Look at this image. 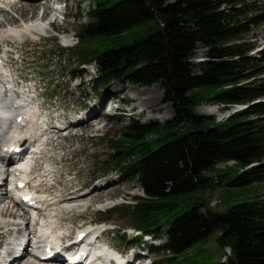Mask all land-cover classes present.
Returning <instances> with one entry per match:
<instances>
[{
	"label": "trees",
	"instance_id": "1",
	"mask_svg": "<svg viewBox=\"0 0 264 264\" xmlns=\"http://www.w3.org/2000/svg\"><path fill=\"white\" fill-rule=\"evenodd\" d=\"M92 2L76 56L79 65H96V88L118 80L158 84L174 111L170 121H132L107 140L111 150L103 154L100 175L130 174L145 195L128 206L132 227L166 237L165 247L156 249L164 258L158 264H211L204 244L214 233L218 248L230 249L217 264H264V195L225 212L213 211L204 195L210 182L205 173L232 160L236 166L215 170L221 186L264 182V103L223 122L196 113L203 101L228 106L264 97V80L254 88L242 84L251 77L245 65L264 61L249 56L253 46L245 41L250 27L264 22V8L247 18L241 0ZM198 44L207 58L195 72ZM118 237L125 234L119 230Z\"/></svg>",
	"mask_w": 264,
	"mask_h": 264
},
{
	"label": "rangeland",
	"instance_id": "2",
	"mask_svg": "<svg viewBox=\"0 0 264 264\" xmlns=\"http://www.w3.org/2000/svg\"><path fill=\"white\" fill-rule=\"evenodd\" d=\"M21 1L23 0H16V2ZM92 1L67 0L58 5L61 11L56 15V26L62 32L66 30L63 33L73 37L71 47L65 46L66 36H62L61 33H53L47 29L45 33L52 36V39L44 37L38 40L36 36H33L29 38L31 41L28 39L25 41L26 43L20 44L17 41L14 42L13 37L0 38V41L8 38L11 40L9 42L13 43L10 46L15 49V53L9 59L10 62L12 61L10 64L12 69H10L13 75L34 81L35 92L39 95V102H43V97L45 99L42 105L43 112H55L52 116L54 119L63 117H66V119L73 117L75 119V114H78L84 108L99 110L95 118L87 124L72 127L68 131H59L53 135L50 141V145L53 147V157L49 160V163L52 164L53 174L60 175L64 173L69 175V177L56 178L54 180L56 186L47 190L55 201L66 197L65 193H58L61 191L59 189L78 188L87 185L100 176V168L104 161L103 154L109 153L110 149L107 140L119 137L123 128L129 123L135 121L141 124H160L170 121L174 117L173 107L171 103L165 101L164 92L159 85L142 86L126 80H118L109 85L107 89H98L94 83L97 67L95 65L76 67L78 62L76 52L81 47L77 36L80 33V27L89 21L87 14L92 8ZM241 2L243 5L241 12L247 18L250 14H258L264 8V0H241ZM224 7L226 10L229 9V5ZM35 12L37 13L35 14ZM5 13L0 15V19H2L0 21L3 23L11 22V24L17 26L20 25L21 21L33 20V16L40 14L37 10L19 11V9L14 10L11 7L8 8V15H5ZM64 15L66 19L62 21ZM56 16H54L55 19ZM8 24L6 23L3 27H0L1 36H4V33L9 30L7 28ZM263 29L264 23L252 26L248 35L245 36V41L253 46L249 56L261 60L264 59V38L259 40V36ZM59 48L63 49L62 52H59ZM7 49L3 44L1 54ZM205 58L206 49L198 44L192 59L195 72L199 60ZM244 68L247 73L251 74V77L249 80L243 81L242 84L248 83L253 88L260 86V79L264 80V61L262 63L251 60ZM19 82L22 81L19 80ZM115 91L118 93L113 96ZM137 91L142 92L138 99L140 102L146 94L147 97L153 100V103L146 108L139 107L137 100H131ZM99 102L103 104V107L99 106ZM254 103H264V97H260ZM216 107L217 103L215 102L203 101L197 106L196 113L206 118L215 117L216 122H220L223 117L228 116L233 110V107H230L217 111ZM205 108L208 110L214 108L215 111L207 112ZM3 138L4 134L1 132L0 127V147ZM46 150L49 152L50 148L47 147ZM47 165H38L36 168L37 175L44 176L46 174L44 170L48 168ZM225 167L226 165H216L215 169H224ZM206 174L215 176V171ZM108 175L106 178L101 174L103 178L100 179L99 177L97 183L109 186H103L104 188L98 190L94 188L96 183H93L83 191L87 195L78 198V201H62L53 206L52 210L65 221L62 226L65 233L70 235H73L77 228L89 223L106 221L108 224L106 228L109 229L107 242L122 251L133 252L132 248L136 244H131V237L134 232L132 220L128 214V206L134 205L136 199L144 197V194L140 189L137 178L132 177L130 174L122 175L113 171L109 172ZM108 180L110 181L108 182ZM204 195L210 202L222 199L224 202L215 206L213 211L225 212L234 204L254 200L257 196L264 195V182L245 188L227 189L220 184L216 185L213 179L209 182V189L205 191ZM7 202L6 197H0L1 204ZM115 208H117V212L109 213ZM13 209L16 210L17 208ZM8 221L12 220L9 218L0 220L2 223ZM32 226L33 223L30 224L31 228ZM118 229L127 230L126 243H121L120 239L115 236ZM217 237V233L211 234L204 244L208 250L207 259L211 264L219 263L221 257L226 260V256L230 254L229 249L221 251L218 248ZM0 241H4L3 238L0 237ZM160 242L162 247L165 244V238L160 239ZM145 245L156 247L151 243L144 242L140 248ZM153 251L150 249L149 257L143 260V264H151V261L158 264L164 260L161 250ZM26 258L23 262L28 261L35 264L36 260L32 261L33 257L27 256ZM202 262L203 260H201Z\"/></svg>",
	"mask_w": 264,
	"mask_h": 264
},
{
	"label": "bare ground",
	"instance_id": "3",
	"mask_svg": "<svg viewBox=\"0 0 264 264\" xmlns=\"http://www.w3.org/2000/svg\"><path fill=\"white\" fill-rule=\"evenodd\" d=\"M67 0H23V1H21V2H16V0H0V15L1 14H4V12H6L5 13V15H8V8H10L11 7V9H19V11L20 10H37V11H39V13H42V16H41V20L42 21H44V20H49L50 22H53V23H56V20H57V13L58 12H60L61 10H60V8H59V4L60 3H62V2H66ZM17 3V4H16ZM37 12H35V14H36ZM39 15L40 14H38V16L37 15H35V16H33V20H35L36 18H38V20H39ZM54 16H56V19H55V17ZM51 17V18H50ZM53 17H54V19H53ZM51 19V20H50ZM53 19V20H52ZM0 20H2V19H0ZM33 20H31V21H33ZM15 22V21H14ZM22 22V21H21ZM7 24H8V26H7V28L9 29L8 31H6L5 33H4V36H1L2 35V32H0V38L1 39H3V38H5V36L6 37H10V38H12V36H10L7 32H12V30H14L13 28H12V25H14V24H11V22H6ZM6 23H3V22H1L0 21V27H3V25H5ZM19 26H21V23H20V25ZM60 28V27H59ZM60 31H61V29H60ZM64 31H66V30H63V32ZM62 31H61V33H63ZM264 38V29L261 31V34H260V36H259V40H262ZM14 42H16L17 40L13 37V39H12ZM28 39H24L23 40V43H26L25 41H27ZM9 41H11L10 39H8V38H6V39H4L3 41L1 40L0 42H6L7 44H9V45H11V44H13V43H10ZM11 57L9 56L8 57V61H9V59H10ZM10 62V61H9ZM14 79V78H13ZM123 90V89H122ZM122 92V91H121ZM118 92L117 91H115V93H113V96H116V94H117ZM141 94H142V92H140V91H137L135 94H134V96L132 97V101H135V100H137V102H138V106L139 107H141V108H146L147 106H149L150 104H152L153 103V100L151 99V98H149V97H147V95L145 94V97H144V99L142 100V102H140L138 99L140 98V96H141ZM114 98V97H113ZM95 110H91L90 111V114L91 113H93ZM205 111H207V112H213V111H215V109L214 108H212V109H210V110H208L207 108H205ZM8 112L10 113L11 111L10 110H8ZM20 114H22L23 116H24V118H23V120H22V124H19V125H16V124H14L13 122H11L12 123V125L10 126V131L11 132H13V135L14 136H12V138H13V140L15 141L16 139H18V138H20V137H23V134H22V128H23V126H26L27 127V133L30 135V137L29 138H24V142L23 143H25L27 140L29 141V142H34V140H36L35 138H37L36 137V133H35V131H36V128H37V122L36 121H33V120H31V118L30 117H28L26 114L24 115V112H22V113H20ZM10 115H12V114H10ZM17 116H19L18 114L16 115V117ZM32 139H34L33 141H31ZM23 145V144H22ZM6 172V171H5ZM6 174H7V172H6ZM7 176H8V174L6 175V178H7ZM42 177V176H41ZM110 180H108V182H109ZM106 186H109V185H106ZM106 186H104V187H106ZM103 186H101L98 190H100L101 188H104ZM1 188L2 187H0V190H1ZM5 196H6V194H4ZM85 195H87V194H82V195H78V196H72V197H65V198H63V199H61V200H58V201H55L54 199V203L52 202V199H47V202L49 203V204H46L47 206H51V207H53V206H56V205H58L59 203H61L62 201H70V200H74V201H76L78 198H80V197H83V196H85ZM6 198L8 199V197L6 196ZM46 200V199H45ZM71 201V202H72ZM73 201V202H74ZM78 201V200H77ZM8 203H9V200H8ZM51 203V204H50ZM46 205H44V206H46ZM46 206V207H47ZM13 208H17L16 210H14ZM4 218H9V219H11V220H13L12 221V223H10V225H12V226H20V225H23V221H22V223H20V222H17V220H19V219H22V220H24L25 222H26V224H25V228H26V232H27V243H26V245H25V249H24V253H23V256H22V258H20L19 260H16V262L14 261L12 264H34V262L33 263H30V262H28V261H26V262H23V261H25L27 258V256H30V257H33V255H31V254H29V251H27V247L29 246V244H32V238H33V236H32V229H30L29 228V226H28V217H27V214L24 212V211H22V209L21 208H19V207H15V205L11 208V207H9L8 205H6V204H1L0 203V219L2 220V219H4ZM51 221V220H50ZM7 223H9V222H7ZM5 227V226H4ZM3 224L2 223H0V231H2L3 230ZM23 229H24V227H23ZM32 233V234H31ZM30 234V235H29ZM34 260H36L35 261V264H46V263H42V262H38V260L35 258V257H33V260L32 261H34ZM31 261V262H32ZM49 264V263H48Z\"/></svg>",
	"mask_w": 264,
	"mask_h": 264
},
{
	"label": "snow or ice",
	"instance_id": "4",
	"mask_svg": "<svg viewBox=\"0 0 264 264\" xmlns=\"http://www.w3.org/2000/svg\"><path fill=\"white\" fill-rule=\"evenodd\" d=\"M30 199V198H29Z\"/></svg>",
	"mask_w": 264,
	"mask_h": 264
}]
</instances>
